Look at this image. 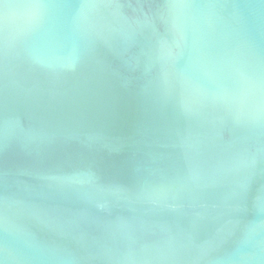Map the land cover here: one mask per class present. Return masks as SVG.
I'll return each mask as SVG.
<instances>
[{
	"label": "water",
	"instance_id": "obj_1",
	"mask_svg": "<svg viewBox=\"0 0 264 264\" xmlns=\"http://www.w3.org/2000/svg\"><path fill=\"white\" fill-rule=\"evenodd\" d=\"M0 264H264V0H0Z\"/></svg>",
	"mask_w": 264,
	"mask_h": 264
}]
</instances>
